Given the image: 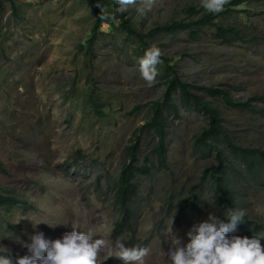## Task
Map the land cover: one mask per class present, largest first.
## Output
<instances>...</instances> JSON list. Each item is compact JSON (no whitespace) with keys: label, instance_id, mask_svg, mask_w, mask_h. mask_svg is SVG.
Returning a JSON list of instances; mask_svg holds the SVG:
<instances>
[{"label":"rangeland","instance_id":"374dc122","mask_svg":"<svg viewBox=\"0 0 264 264\" xmlns=\"http://www.w3.org/2000/svg\"><path fill=\"white\" fill-rule=\"evenodd\" d=\"M12 2L0 0V190H12L23 203L0 206V251L16 264L18 257L30 254L22 241L30 243L36 232L61 238L74 226L95 232L96 238L148 248L144 264H170L166 253L171 238L186 244L187 232L209 213L227 214L210 179L203 177L216 162L214 152L202 154L193 145L194 135L208 126L207 117L181 106L176 114L165 112L163 165L150 153L156 142L153 131L139 132L138 163L148 156L151 168L137 177L133 233L115 236L117 210L108 186L126 158V147L150 118L152 103L161 100L163 64L149 86L139 70L144 56L139 41L118 29L117 21L101 22L86 52L94 18L109 12L102 0ZM143 6L144 0H136L124 11L141 32L206 12L201 0H155L146 15ZM188 6L197 12L188 15ZM217 20L238 34L221 37L215 27L205 26L197 39L177 31L158 33L146 42L167 55L185 82L215 86L234 101L263 94L264 0H248ZM197 91L218 109L232 141L264 149V114L259 112L264 100L252 102L253 109L237 108L219 95ZM89 93L102 115L86 100ZM238 166L243 175L236 193L239 209L249 220L264 223V182L247 174L242 163ZM258 173L264 174V167ZM190 194L197 196L195 206L179 204ZM41 220L56 226L40 223L34 228L32 222ZM246 231L237 229L229 236H246ZM108 252L106 248L101 255ZM104 264L122 262L113 256Z\"/></svg>","mask_w":264,"mask_h":264},{"label":"trees","instance_id":"16d2710c","mask_svg":"<svg viewBox=\"0 0 264 264\" xmlns=\"http://www.w3.org/2000/svg\"><path fill=\"white\" fill-rule=\"evenodd\" d=\"M9 1L12 2V0ZM102 1L109 7L107 15L112 18L103 20L100 17L94 18L90 34L86 38V52L91 51L93 41L97 35L98 27L101 22L114 24L115 21H117L116 27L118 29L139 41V48L143 54L150 48L147 45L146 39L162 32L175 33L177 31H186L191 38L197 39L203 27L212 26L215 27L217 34L221 37H225L228 34L235 35L238 34V30L233 26H222L217 20V17L232 9H238L241 4L246 3L248 0H230V4L219 14H212L206 11L202 12L195 19L171 20L162 24H156L146 32H141L136 29L131 24L130 19L125 17L124 12L117 11L119 7L116 0ZM11 5L14 8V12H17L13 2ZM195 12H197V9L194 6L187 7L188 15L194 14ZM162 59L165 88L161 100L152 103L150 107V118L139 127L138 134L134 135L133 141L126 147V158L121 164L116 179L108 186V189L112 192V204L117 210V219L113 226V233L115 236H119L122 233H133L136 214L134 207L136 208L135 202L139 190L137 177L139 175H148L151 168L148 165V163H151V159L148 156L144 157L142 165L138 163L139 132L145 129L153 131L156 136V142H154L150 153L155 155L158 164L163 165L166 156L165 112L172 111L176 114L179 106L190 111L201 112L208 119V126L194 135L193 145L202 154H207L210 151L214 152L216 162L205 169V175L203 177L207 176L210 179V185L214 188V194L217 197L218 205L224 208L226 213L229 209L240 208L236 193L237 191L240 192L238 185L242 182L241 178H243V175H241L238 162L242 163L247 174L264 182V174L258 173L259 168L264 167V149L242 146L232 141L228 137L227 130L222 124L218 109L214 107L210 101L205 100L197 90L201 89L210 96L219 95L228 105L237 108L251 109H253L252 102L264 100V93L253 95L243 101H234L228 96L227 92L215 86H194L183 81L176 67L171 63L167 55L164 54ZM86 100L98 115H102L92 93H89ZM259 112L264 114L263 110H259ZM197 201V196L195 194H190L180 199L179 204H191L195 206ZM22 203L23 200L19 199L17 194L12 190H0V206L8 209ZM219 217L225 218L223 216ZM243 219L244 221L238 224L237 229L247 230L245 235L249 238L252 236L261 237V243L264 244V223L256 220H249L246 215ZM5 254L6 253L0 251V255Z\"/></svg>","mask_w":264,"mask_h":264},{"label":"clouds","instance_id":"9594fccd","mask_svg":"<svg viewBox=\"0 0 264 264\" xmlns=\"http://www.w3.org/2000/svg\"><path fill=\"white\" fill-rule=\"evenodd\" d=\"M118 12H124L136 0H116ZM155 0H144L142 14L150 12ZM230 4V0H201V7L212 14L223 12ZM101 13L105 10L101 8ZM100 18H112L102 14ZM163 51L150 47L138 61L141 77L149 86L156 82L159 75L158 65L163 64ZM245 212L241 209H229L226 217L221 218L209 213L206 220L194 224L187 232V243L175 237L171 238L172 247L166 253L170 264H264V244L259 236H229L235 232L239 223L244 221ZM227 221V222H225ZM45 221L32 222L35 228ZM73 227L61 238L47 239L43 232H36L30 236V243L21 244L28 251V255L18 257L16 264H104L109 257H117L122 264H144V258L149 249L140 246L127 247L122 240L111 242L105 238H96L97 234L91 230L77 231ZM108 229L107 235H110ZM172 232V231H171ZM109 249L108 255L101 254ZM0 264H13L12 259L0 255Z\"/></svg>","mask_w":264,"mask_h":264}]
</instances>
